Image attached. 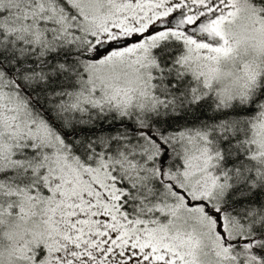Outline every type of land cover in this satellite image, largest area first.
Masks as SVG:
<instances>
[{
    "label": "snow or ice",
    "instance_id": "1",
    "mask_svg": "<svg viewBox=\"0 0 264 264\" xmlns=\"http://www.w3.org/2000/svg\"><path fill=\"white\" fill-rule=\"evenodd\" d=\"M0 264H264V0H0Z\"/></svg>",
    "mask_w": 264,
    "mask_h": 264
}]
</instances>
